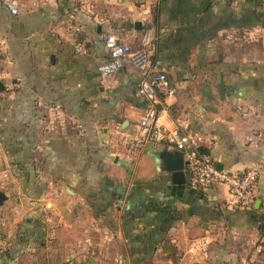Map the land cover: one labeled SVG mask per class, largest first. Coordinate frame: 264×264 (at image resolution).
Instances as JSON below:
<instances>
[{
    "label": "crops",
    "instance_id": "0c3cea01",
    "mask_svg": "<svg viewBox=\"0 0 264 264\" xmlns=\"http://www.w3.org/2000/svg\"><path fill=\"white\" fill-rule=\"evenodd\" d=\"M146 26L175 88L160 124L198 137L220 170L256 165L249 206L185 169L173 182L164 142L136 156L116 142L146 102L104 39L136 47ZM0 83V264H264V0H23L17 14L0 0Z\"/></svg>",
    "mask_w": 264,
    "mask_h": 264
},
{
    "label": "built area",
    "instance_id": "2783aa9c",
    "mask_svg": "<svg viewBox=\"0 0 264 264\" xmlns=\"http://www.w3.org/2000/svg\"><path fill=\"white\" fill-rule=\"evenodd\" d=\"M23 0H1L3 6L11 13L17 14ZM152 29H143L139 45L133 47L125 42L123 37L115 32L107 33L104 39V49L112 60L127 61L137 72V95L146 102V107L132 130H125L119 124L115 125L112 134L117 143L123 144L129 153L136 156L146 144L164 142L170 148L183 154L186 163L184 169L190 185L194 187H215L223 184L227 188L226 205L247 207L253 198V188L257 179V166L251 165L242 171L219 170L209 153L202 148L198 137L179 131L166 129L160 124L161 111L157 106L175 93L170 85L166 72L152 65L150 47L152 44ZM78 52H84L83 44H76ZM115 67L104 63L100 73L105 78L113 76Z\"/></svg>",
    "mask_w": 264,
    "mask_h": 264
},
{
    "label": "water",
    "instance_id": "95a60500",
    "mask_svg": "<svg viewBox=\"0 0 264 264\" xmlns=\"http://www.w3.org/2000/svg\"><path fill=\"white\" fill-rule=\"evenodd\" d=\"M135 28H141V23L136 22ZM218 94L220 98H224V84L222 79H220L218 84ZM160 157L161 169L170 173L173 182H184V165L186 163V160L184 159L183 154L178 150H165L160 153ZM216 167L220 170L219 166L216 165ZM6 198V195L0 191V204L2 203V201L6 200Z\"/></svg>",
    "mask_w": 264,
    "mask_h": 264
},
{
    "label": "trees",
    "instance_id": "16d2710c",
    "mask_svg": "<svg viewBox=\"0 0 264 264\" xmlns=\"http://www.w3.org/2000/svg\"><path fill=\"white\" fill-rule=\"evenodd\" d=\"M30 223H33L32 226L34 227L36 221H34V220H28V224H30ZM24 228H26V227H24ZM259 229H260V232H261V233H264V222H262V223L260 224Z\"/></svg>",
    "mask_w": 264,
    "mask_h": 264
},
{
    "label": "rangeland",
    "instance_id": "374dc122",
    "mask_svg": "<svg viewBox=\"0 0 264 264\" xmlns=\"http://www.w3.org/2000/svg\"><path fill=\"white\" fill-rule=\"evenodd\" d=\"M0 175H1V178L3 177V175H4V172L2 173V172H0ZM5 201V200H4Z\"/></svg>",
    "mask_w": 264,
    "mask_h": 264
}]
</instances>
